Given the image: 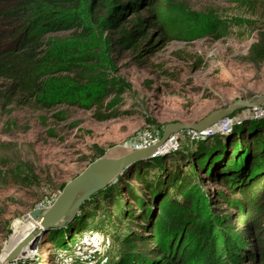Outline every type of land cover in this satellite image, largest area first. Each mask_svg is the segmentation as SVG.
Here are the masks:
<instances>
[{"label":"rangeland","instance_id":"374dc122","mask_svg":"<svg viewBox=\"0 0 264 264\" xmlns=\"http://www.w3.org/2000/svg\"><path fill=\"white\" fill-rule=\"evenodd\" d=\"M81 2L88 10L91 0ZM192 6L195 12L187 14L178 6L168 7L171 40L151 56L121 47L116 33L100 24L87 40L73 31L47 35L57 43L101 46L91 74L107 83L110 111L120 115L96 121L91 111L68 106L60 108L67 115L60 122L56 111L12 107L0 113L1 161L18 159L25 174L33 167L39 176L33 184L0 177V262L35 227L29 213L50 206L62 182L77 177L99 155L120 156L133 150L131 142L139 133L162 135L168 123L195 122L235 99L264 93V0H193ZM260 110H240L218 126L175 134L151 159L138 161L111 188L85 203L70 226L48 230L50 237L46 232L39 246L29 249L30 256L16 264H124V238L140 229L141 213L128 190L142 194L141 172L163 179L174 164H182V154L204 147L200 155L210 168L208 174L200 173L199 188L227 192L213 180L216 173L226 172L228 145L243 123L264 121ZM1 161L0 167L5 166ZM241 164L234 161L229 166L239 169ZM64 249L60 257L58 251Z\"/></svg>","mask_w":264,"mask_h":264},{"label":"trees","instance_id":"16d2710c","mask_svg":"<svg viewBox=\"0 0 264 264\" xmlns=\"http://www.w3.org/2000/svg\"><path fill=\"white\" fill-rule=\"evenodd\" d=\"M192 2L91 0L87 10L81 0H0V113L12 107L56 111L60 122L67 117L60 108L68 106L91 111L96 121L116 118L120 114L110 111L107 83L91 74L101 46L57 43L47 35L73 31L87 40L100 24L116 33L121 47L151 56L171 40L168 7L193 13ZM228 146L226 172L213 180L227 192L199 188L200 173L208 174L210 168L200 155L204 147L182 154V164H174L163 179L141 172L142 194L128 190L141 213L140 229L124 238V264H264V121L247 120ZM212 147L217 150V144ZM2 159L5 181L39 180L33 167L28 166L25 178L22 161ZM234 161L242 166L230 168Z\"/></svg>","mask_w":264,"mask_h":264},{"label":"water","instance_id":"95a60500","mask_svg":"<svg viewBox=\"0 0 264 264\" xmlns=\"http://www.w3.org/2000/svg\"><path fill=\"white\" fill-rule=\"evenodd\" d=\"M262 106H264V93L245 99H235L226 107L212 110L198 121L190 123L173 121L166 124L162 135L152 145L131 147L132 151L117 157H98L77 177L64 185L62 192L50 206L35 208L29 213L28 217L36 223L35 227L13 244L0 264H16L17 261L26 259L28 250L37 247L41 236L48 230L62 228L71 222L93 196L114 184L118 177L135 162L151 159L158 147L166 144L174 134L192 130L203 131L227 122L234 112L245 109H251L253 112L254 108Z\"/></svg>","mask_w":264,"mask_h":264},{"label":"built area","instance_id":"2783aa9c","mask_svg":"<svg viewBox=\"0 0 264 264\" xmlns=\"http://www.w3.org/2000/svg\"><path fill=\"white\" fill-rule=\"evenodd\" d=\"M261 110L264 112V106L260 107ZM255 114L261 115L262 113H258L256 112ZM179 134V133H177ZM161 136V134H157V133H149V132H144V133H139L137 134V136L135 137L134 141L131 142V147L132 148H136V147H141V146H149L152 145L153 143H155L159 137ZM173 138H175V134L173 135ZM170 141V140H169ZM67 249L64 250H59L58 254L60 257H64V254L66 253Z\"/></svg>","mask_w":264,"mask_h":264},{"label":"bare ground","instance_id":"6f19581e","mask_svg":"<svg viewBox=\"0 0 264 264\" xmlns=\"http://www.w3.org/2000/svg\"><path fill=\"white\" fill-rule=\"evenodd\" d=\"M33 228H34V227H33ZM38 246H39V245H38ZM38 246H37V247H38ZM37 247H35V248H33V249H30V250H34V249H36ZM28 251H29V250H28ZM27 255L30 256L28 252H27ZM3 259H4V258H3ZM3 259H2V260H3ZM2 260H1V261H2Z\"/></svg>","mask_w":264,"mask_h":264}]
</instances>
